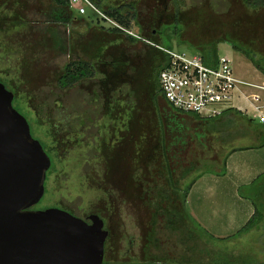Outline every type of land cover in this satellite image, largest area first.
<instances>
[{
	"label": "rangeland",
	"instance_id": "374dc122",
	"mask_svg": "<svg viewBox=\"0 0 264 264\" xmlns=\"http://www.w3.org/2000/svg\"><path fill=\"white\" fill-rule=\"evenodd\" d=\"M180 1L183 18L178 26L174 0H104L114 5L132 3L137 16L130 19L131 26L127 27L129 32L142 37L133 42L119 37L118 45L114 47V41L110 49L108 42L99 41L98 62H91L95 66L93 75L62 88L58 78L66 64L76 58L90 61L91 53L97 50H85L78 43L74 49L71 47L74 40H83L74 34L81 23L70 24L66 33L70 44L67 40L66 47L60 48L54 44L51 32L55 27L63 34V26L48 21L52 0H0V80L14 92V106L26 115L33 136L41 140L54 166L50 175L47 173L50 177L45 179L44 195L31 208L58 206L81 217L98 213L109 230L103 264L147 262L154 260L152 253L164 251L168 252L166 258H176L183 249L181 236L187 232L183 231L184 224L167 227L164 210L154 221L158 206L170 214L182 206L181 198L169 184L163 185L160 177L164 170V146L178 184L185 187L208 165L221 169L232 147L264 140L259 129L255 130L257 118L249 122L248 128L233 127L224 138L212 134L198 137L196 133H202L205 124L187 112L170 111L162 98L157 105L153 102L147 76L154 50L150 41L160 44L167 34L171 37V49L187 53L198 52L221 39L219 54L232 58L237 75L264 82V74L227 41L237 39L264 55V7H249L244 0ZM125 10L132 11L124 9V13ZM84 15L93 24L115 26L93 12ZM163 28L162 33L157 32ZM105 34L102 40L107 38ZM121 53H126L127 60L115 56ZM163 124L164 135L160 130ZM253 148L233 150V159L251 164L257 155ZM154 175L160 179L159 186L170 190L171 200H159V195L150 196V191H146L149 185L141 183L140 177L152 179ZM207 205H211L207 199L192 197L186 201L187 210L204 227L210 209ZM197 236L198 247L221 248L228 255L237 253L243 258L255 256L264 260V226L238 237ZM154 242H159L160 248ZM206 254L203 258L209 260Z\"/></svg>",
	"mask_w": 264,
	"mask_h": 264
},
{
	"label": "water",
	"instance_id": "95a60500",
	"mask_svg": "<svg viewBox=\"0 0 264 264\" xmlns=\"http://www.w3.org/2000/svg\"><path fill=\"white\" fill-rule=\"evenodd\" d=\"M14 96L0 80V264H103L109 230L98 213L31 208L52 159Z\"/></svg>",
	"mask_w": 264,
	"mask_h": 264
},
{
	"label": "trees",
	"instance_id": "16d2710c",
	"mask_svg": "<svg viewBox=\"0 0 264 264\" xmlns=\"http://www.w3.org/2000/svg\"><path fill=\"white\" fill-rule=\"evenodd\" d=\"M94 1L102 9L104 13H106L110 17L115 18L117 22H119V24L122 26L120 27V26L115 25L110 28L111 30L118 31L121 33L124 32L128 36V39L131 41L139 40L140 37H142V36L139 37V35L129 32L130 28L127 27V26H131L130 19L136 18L137 16V10L136 8H134L132 3H129V4L123 3L120 5H114L111 3L109 4V3L104 2V0H94ZM244 2L247 6L252 7V8L264 7V0H244ZM174 3L177 6L175 15H174L175 24L180 26V23L182 22V18H183L182 7H181L182 2L180 0H174ZM104 4L107 5L108 7H104ZM124 9H130L132 11L125 10V13H124L123 12ZM47 12H48L47 13L48 21H53L58 24L67 23L74 16H78V17L81 16V15H77L74 13V10L69 7L68 2L66 0H52L50 9ZM91 12H93V14L99 17L98 13L94 11H91ZM164 29L165 28L157 29V32L162 33ZM51 35L54 39L53 41L55 45L59 46L60 48L66 47V43L63 40V36L62 34H59V30L57 28L55 27L53 28ZM170 38H171L170 34H167L159 42L160 44H155V43H152V41H150V44L152 45L154 44L153 45L154 50L152 51V54L160 58V63H159L158 71H157L158 72L157 80L155 81L153 80L152 82H150V80L148 79V82L151 84V87H150L151 89H149V92L153 98V102L157 105V103H159L158 102L159 98H162V100L165 102L167 108L170 111H173L176 114H185L187 112L188 115L192 116L193 118L205 124L204 131L202 133L201 132L196 133L198 137L206 136L207 134H212L215 137L222 138L223 136H225V133L231 132L233 127L241 126V127L248 128L249 122L254 121L255 119L254 117L249 116L248 114H246L245 112H243L242 110L238 108H230L218 116L203 117L197 114L196 112L186 111V110L175 107L171 102H169L164 97L162 90H161V86H160L159 74H160V71L167 65L169 61V55L160 46L170 48L171 46ZM220 41L221 39L218 41L212 42L210 43L209 46H204L202 50L198 51L202 53L207 63H215L216 60L218 59V55H219L218 42ZM227 41L230 42V44L236 51L243 53L248 59H250L252 64L264 74V55H261L260 53L256 52V50L253 49L251 46L243 44L237 39L231 38V39H228ZM122 64H124V62ZM94 68L95 66L91 64V61L84 60V59H77V58L73 59L72 61L66 64L65 71L58 78V84L62 88H69L73 84L82 80L83 78L93 75ZM110 77H107V80H110ZM164 126L165 125L163 124L160 129L162 132V135H164L166 132V129H164ZM257 129H259V133L260 132L264 133V123L259 122L257 127H255L256 131ZM163 141H164V138H163ZM263 144H264V141H262L259 145H263ZM252 146H257V145H248L247 147H252ZM243 147L245 146L232 147L228 151V153L225 155L223 166L221 167V169H216L214 167V164L208 165L206 169L196 174L190 180V182H188L185 185V187H181L178 184L179 178L175 177L174 170L171 167L172 161L169 160L168 156L166 157L167 146H164V148L162 149L163 154L165 156V159L163 160V163H162V165L164 166V170L160 172V177L163 178V185L169 184L173 189L172 191L175 194H177L176 196L181 198L182 206L180 208H174L171 214L167 209L165 210V208H163L162 206H158L157 211L154 213V221L157 222L158 217L160 215L162 216L161 210L162 211L164 210L163 214H166L168 216V218L166 219L167 227L173 225V223H177L178 225L184 224L185 230L183 231H187V232L185 234H182L181 236L180 246H182L183 249L181 250L179 249L180 251H178L179 253L177 254L176 258H173V257L171 258L168 257L170 259L166 258V256H168L167 251L162 252L163 254H156V255L151 252L152 253L151 255L154 257V260L147 261V263L158 264L156 262H162L164 264H172V263H175V264H264V260H260L255 256L243 258V256L237 253L228 255V253H224L221 248L209 249L208 247H205V248L198 247V243L196 242V240L199 237L197 236V233L198 235L200 234L205 235L209 239L210 238L222 239L226 237H217L213 235L212 233H210L196 219V217L192 215L190 211H188L186 208L187 196H188L189 190L191 189L195 181L206 172H212V173L219 174V175L225 174L227 170V158L229 154L233 150L238 149V148H243ZM151 164L153 163L151 162ZM53 168L54 166L52 167L51 165L49 169L47 170V173L49 172V175L51 173L50 170ZM187 171L188 169L185 170L183 174H186ZM49 175L47 174L46 179H49L50 177ZM140 178H141V183H144L145 185H149L146 191L147 192L150 191V194L148 193L150 196L158 197L157 195H159V200H163L164 198H166L167 200L172 199V196L170 195V190L165 186H159L162 184H160L159 182L160 179L157 176L154 175L152 179L145 178L144 176ZM239 192L242 196L249 198L253 202L254 213L245 222V224L242 225L236 232H234L231 235H228L227 236L228 238L236 237V236L238 237L242 233L247 232L252 229L260 230L264 226V172L259 174L257 177H255L250 183L241 185L239 187ZM157 229L158 227H155L154 225V230H157ZM194 234L195 236H193ZM152 238H153V234L151 236V239ZM191 239L193 240V243L189 244L188 242ZM154 245L157 248H160L159 242H154ZM204 254L209 256L210 259L204 260L203 258ZM164 258L166 261L165 262L161 261ZM141 263L142 262H136V264H141Z\"/></svg>",
	"mask_w": 264,
	"mask_h": 264
},
{
	"label": "built area",
	"instance_id": "2783aa9c",
	"mask_svg": "<svg viewBox=\"0 0 264 264\" xmlns=\"http://www.w3.org/2000/svg\"><path fill=\"white\" fill-rule=\"evenodd\" d=\"M66 1L81 15L94 11L121 26L94 0ZM160 47L169 55L167 65L159 74L160 86L164 97L175 107L203 117L218 116L230 108H238L264 123V82L239 77L229 55L219 54L215 63H207L200 52Z\"/></svg>",
	"mask_w": 264,
	"mask_h": 264
},
{
	"label": "crops",
	"instance_id": "0c3cea01",
	"mask_svg": "<svg viewBox=\"0 0 264 264\" xmlns=\"http://www.w3.org/2000/svg\"><path fill=\"white\" fill-rule=\"evenodd\" d=\"M72 22H78V24L81 23L79 28L74 29L76 32L74 34L83 37V40L80 43L79 41L74 40L71 47L74 49L77 43L85 50H88V48L92 50L97 47V50H95L94 53H91L93 57L90 61L94 63L98 62L99 41L108 42V45H111V47L108 46L107 48L110 49L112 48V44L110 43L115 41L114 43L116 44L114 47L118 45L119 37L121 40L124 39V36L126 40L128 39L126 34L122 35L124 32L113 31L110 29L111 27H105L101 22L93 24L84 15L80 17L74 16L69 22L62 23V36L65 43L69 37H67L66 33L69 32L68 29ZM103 33H106L105 37H107V40H102ZM129 42L133 41L129 40ZM126 43L122 45L124 46V49L126 48ZM68 44H70L69 40ZM115 56H118V58L122 60H127L128 58L126 53H121V55L118 54ZM123 65H125V63ZM117 68L115 69V72H117ZM110 69L112 70V68ZM263 134L264 133L261 132L259 133L261 136ZM261 142L262 141L258 144H254L257 146H252V148L254 147L253 149L257 150V155L255 160H252L251 164L246 162V160L239 161L233 159L235 151H232L227 158V170L225 174L219 175L212 172H206L195 181L189 190L187 199L192 197L196 200L207 199L208 203L211 204L207 205L210 209L207 213V220H205V228L217 237H227L236 232L254 213L253 202L249 198L240 194L239 187L243 184L250 183L255 177L264 172V144L259 145ZM227 205H231L233 208L229 209L227 208Z\"/></svg>",
	"mask_w": 264,
	"mask_h": 264
},
{
	"label": "flooded vegetation",
	"instance_id": "af4514ba",
	"mask_svg": "<svg viewBox=\"0 0 264 264\" xmlns=\"http://www.w3.org/2000/svg\"><path fill=\"white\" fill-rule=\"evenodd\" d=\"M151 62L149 64V66L147 67L148 70H147V76H148V79L150 80V82H152L153 80H157V75H158V67H159V63H160V58L159 57H156L151 55ZM51 157V156H50ZM87 218V217H85ZM89 220V219H88ZM90 221V220H89ZM105 227V226H104ZM172 257V256H170ZM139 262V261H137ZM158 264H164V263H161V262H156ZM141 264H149L147 263L146 261H143ZM172 264H175V263H172Z\"/></svg>",
	"mask_w": 264,
	"mask_h": 264
}]
</instances>
